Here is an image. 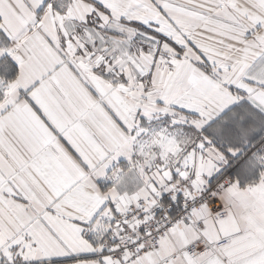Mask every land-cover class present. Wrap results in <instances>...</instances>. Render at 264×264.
<instances>
[{"label": "snow or ice", "instance_id": "snow-or-ice-1", "mask_svg": "<svg viewBox=\"0 0 264 264\" xmlns=\"http://www.w3.org/2000/svg\"><path fill=\"white\" fill-rule=\"evenodd\" d=\"M0 264H264V0H0Z\"/></svg>", "mask_w": 264, "mask_h": 264}]
</instances>
